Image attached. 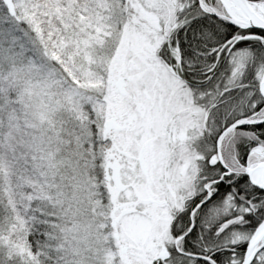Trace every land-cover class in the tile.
<instances>
[{
	"label": "snow or ice",
	"instance_id": "6c2138e0",
	"mask_svg": "<svg viewBox=\"0 0 264 264\" xmlns=\"http://www.w3.org/2000/svg\"><path fill=\"white\" fill-rule=\"evenodd\" d=\"M0 264H264V0H0Z\"/></svg>",
	"mask_w": 264,
	"mask_h": 264
}]
</instances>
